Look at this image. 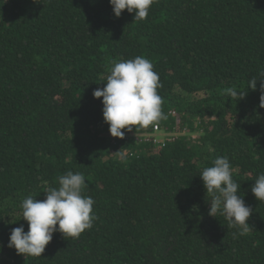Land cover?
<instances>
[{"label": "trees", "instance_id": "trees-1", "mask_svg": "<svg viewBox=\"0 0 264 264\" xmlns=\"http://www.w3.org/2000/svg\"><path fill=\"white\" fill-rule=\"evenodd\" d=\"M140 55L168 118L112 137L93 91L109 61ZM261 71L264 0H154L140 21L116 18L109 0H0V264H264V201L251 192L264 173L259 81L242 100L224 94ZM218 156L252 209L236 238L208 214L199 176ZM68 170L85 175L92 227L17 255L7 244L12 228L28 231L22 199L44 200Z\"/></svg>", "mask_w": 264, "mask_h": 264}, {"label": "clouds", "instance_id": "clouds-1", "mask_svg": "<svg viewBox=\"0 0 264 264\" xmlns=\"http://www.w3.org/2000/svg\"><path fill=\"white\" fill-rule=\"evenodd\" d=\"M154 0H109L113 14L119 18L126 9L134 13V20H144ZM106 85L93 91L94 98L102 99L104 122L109 126L112 137L123 139L125 132L132 131V126L147 128L156 122L166 120L162 110L163 98L158 94L159 74L154 71L152 62L144 56L133 59H113L109 61ZM264 71L248 79L244 90L228 87L224 94L238 101L247 95L246 89L257 90L259 81L260 104L264 108ZM120 159L127 153L116 152ZM207 197H210L209 215L223 216L228 228H234L233 237L243 236L249 230L247 223L252 209L245 204L240 194V184L232 178V165L227 156H218L211 166L204 167L200 173ZM58 187L48 188L46 198L37 200L28 195L20 203L22 218L28 223L14 227L10 231L7 247L14 248L17 255L41 257L46 246L56 232L68 238H78L90 229L96 219L93 214L95 200L83 191L88 187L82 172L68 170L58 177ZM251 192L258 201H264V173L255 179Z\"/></svg>", "mask_w": 264, "mask_h": 264}, {"label": "built area", "instance_id": "built-area-1", "mask_svg": "<svg viewBox=\"0 0 264 264\" xmlns=\"http://www.w3.org/2000/svg\"><path fill=\"white\" fill-rule=\"evenodd\" d=\"M175 114V113H174ZM154 129L155 130H159V126L157 125V124H155L154 126ZM142 135H145V134H133V136L137 139V140H139V141H141V139H142V137H144V136H142ZM172 135L173 136H175L176 135V133H172ZM142 136V137H141ZM147 136V135H146ZM168 135L167 134H164L163 136H162V139H164L165 137H167ZM141 137V138H140ZM148 137V136H147Z\"/></svg>", "mask_w": 264, "mask_h": 264}, {"label": "rangeland", "instance_id": "rangeland-1", "mask_svg": "<svg viewBox=\"0 0 264 264\" xmlns=\"http://www.w3.org/2000/svg\"><path fill=\"white\" fill-rule=\"evenodd\" d=\"M186 133H187V130L183 129V130H181V131H178V132L176 133V135H177L178 137H180V136L186 135Z\"/></svg>", "mask_w": 264, "mask_h": 264}]
</instances>
